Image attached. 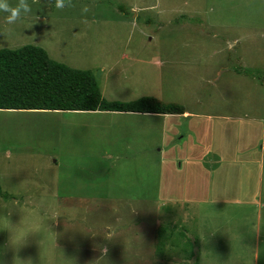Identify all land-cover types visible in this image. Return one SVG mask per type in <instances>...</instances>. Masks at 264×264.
I'll return each mask as SVG.
<instances>
[{
  "label": "rangeland",
  "instance_id": "374dc122",
  "mask_svg": "<svg viewBox=\"0 0 264 264\" xmlns=\"http://www.w3.org/2000/svg\"><path fill=\"white\" fill-rule=\"evenodd\" d=\"M28 2L15 25L0 14V50L42 47L109 101L188 115L0 110L9 260L264 264V0Z\"/></svg>",
  "mask_w": 264,
  "mask_h": 264
},
{
  "label": "trees",
  "instance_id": "16d2710c",
  "mask_svg": "<svg viewBox=\"0 0 264 264\" xmlns=\"http://www.w3.org/2000/svg\"><path fill=\"white\" fill-rule=\"evenodd\" d=\"M0 109L157 115L186 112L181 104L155 97L109 101L103 97L92 71L55 61L45 49L34 45L0 50Z\"/></svg>",
  "mask_w": 264,
  "mask_h": 264
},
{
  "label": "clouds",
  "instance_id": "9594fccd",
  "mask_svg": "<svg viewBox=\"0 0 264 264\" xmlns=\"http://www.w3.org/2000/svg\"><path fill=\"white\" fill-rule=\"evenodd\" d=\"M71 0H55V8L63 9L66 6L70 5ZM89 12V8L87 6L81 9L82 14H86ZM31 13V6L28 0H16L15 5L13 6L9 0H0V14L4 15L6 23L8 25H15L23 16H26ZM73 68V67H72ZM3 110V109H0ZM13 111H49V110H13ZM53 112H63V111H53ZM80 112V111H75ZM185 114V113H184ZM171 115V114H168ZM177 115V114H173ZM8 248L14 249L18 252L19 248L13 247L10 242L8 245L0 247V264H17L19 256H14L11 260H9L7 255ZM20 259V258H19ZM21 260V259H20Z\"/></svg>",
  "mask_w": 264,
  "mask_h": 264
},
{
  "label": "crops",
  "instance_id": "0c3cea01",
  "mask_svg": "<svg viewBox=\"0 0 264 264\" xmlns=\"http://www.w3.org/2000/svg\"><path fill=\"white\" fill-rule=\"evenodd\" d=\"M186 114L185 115H188L187 114V112H185ZM135 114H139V113H135ZM143 115H151V114H143ZM216 119H221V120H225V121H229V120H231L232 118L231 117H220V116H216ZM221 126V125H220ZM221 149H223V150H228V146L226 145V143H225V141H223L222 142V144H221ZM231 149V148H230ZM234 149L236 150V151H239V150H241L240 149V147L238 146V144H236L235 145V147H234ZM238 153V152H237ZM238 155V154H237ZM229 156H231V155H229ZM229 156H225L223 153H222V155L220 156V155H218V154H212V153H208V156H207V158L205 159V162L207 161V160H211V162H213V164L211 165V166H209V168H216V166H218V165H222V166H224V165H226V164H228V163H231V162H233V161H236L235 159H227L226 157H229ZM237 157V156H236ZM227 160V163L225 164V161ZM262 167H264V164H263V166ZM264 172V171H263ZM264 180V179H263ZM261 207H263V204L261 205V203L259 204ZM262 216V219H263V215H261ZM257 227V229L258 228H260L258 225L256 226ZM260 232H258V236H257V238H263L264 237V232H262L261 231V228H260V230H259ZM264 240V239H263ZM259 241V240H258ZM256 258H257V253H256ZM257 263L258 264H261V262H260V260H259V258H257Z\"/></svg>",
  "mask_w": 264,
  "mask_h": 264
}]
</instances>
